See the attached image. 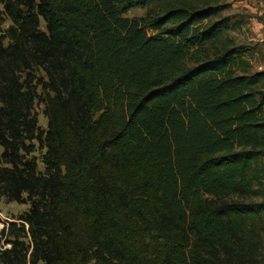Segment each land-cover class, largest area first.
I'll list each match as a JSON object with an SVG mask.
<instances>
[{
  "label": "trees",
  "instance_id": "trees-1",
  "mask_svg": "<svg viewBox=\"0 0 264 264\" xmlns=\"http://www.w3.org/2000/svg\"><path fill=\"white\" fill-rule=\"evenodd\" d=\"M228 7L0 0V196L29 204L0 264H264V72Z\"/></svg>",
  "mask_w": 264,
  "mask_h": 264
},
{
  "label": "crops",
  "instance_id": "crops-1",
  "mask_svg": "<svg viewBox=\"0 0 264 264\" xmlns=\"http://www.w3.org/2000/svg\"><path fill=\"white\" fill-rule=\"evenodd\" d=\"M228 1L248 16L247 24L242 26L239 35H232V39L236 44L248 47L245 59L250 65V72H264V0Z\"/></svg>",
  "mask_w": 264,
  "mask_h": 264
},
{
  "label": "rangeland",
  "instance_id": "rangeland-1",
  "mask_svg": "<svg viewBox=\"0 0 264 264\" xmlns=\"http://www.w3.org/2000/svg\"><path fill=\"white\" fill-rule=\"evenodd\" d=\"M225 3H229L230 7H228L225 11H223L222 15L225 17H228L230 19L231 23L234 22H241L239 28H236L233 31L229 32V37L232 35L240 34L242 26H245L247 24V17L246 14L241 13L237 8H234L233 5L228 0H223ZM146 14L145 9L136 8L128 11L124 16L130 19H137L139 17H143ZM10 26V22L8 20H5L3 25L1 26L2 29H6ZM41 27L43 29V23L41 24ZM153 33V32H151ZM43 107L41 105H35L34 112L37 116L38 126L46 130L47 120L42 112ZM35 152L32 154L35 157H40L41 152L39 149H37V145L35 146ZM2 152V149L0 148V153ZM31 157V156H30ZM37 169L38 171H43V165L40 163L39 159L37 160ZM29 209V204H17L15 202L9 201L5 196H0V229L5 226L7 223L16 222L18 223L19 216L23 215L27 210ZM11 237L8 235L3 236L0 238V247L2 249L9 248V245L5 244V240H9ZM25 245L27 246L29 241L28 239H24Z\"/></svg>",
  "mask_w": 264,
  "mask_h": 264
}]
</instances>
